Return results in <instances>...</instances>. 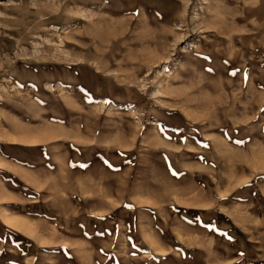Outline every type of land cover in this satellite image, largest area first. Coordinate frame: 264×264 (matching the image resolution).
<instances>
[{
    "label": "rangeland",
    "instance_id": "obj_1",
    "mask_svg": "<svg viewBox=\"0 0 264 264\" xmlns=\"http://www.w3.org/2000/svg\"><path fill=\"white\" fill-rule=\"evenodd\" d=\"M0 264H264V0H0Z\"/></svg>",
    "mask_w": 264,
    "mask_h": 264
},
{
    "label": "bare ground",
    "instance_id": "obj_2",
    "mask_svg": "<svg viewBox=\"0 0 264 264\" xmlns=\"http://www.w3.org/2000/svg\"><path fill=\"white\" fill-rule=\"evenodd\" d=\"M6 219H7V217H6ZM9 220H11L10 218H8ZM9 222H11V221H9ZM13 223V222H12ZM15 223H17V222H15ZM14 224V223H13Z\"/></svg>",
    "mask_w": 264,
    "mask_h": 264
}]
</instances>
